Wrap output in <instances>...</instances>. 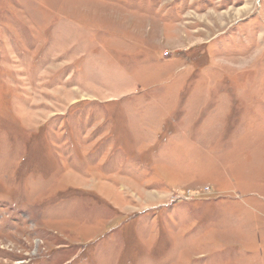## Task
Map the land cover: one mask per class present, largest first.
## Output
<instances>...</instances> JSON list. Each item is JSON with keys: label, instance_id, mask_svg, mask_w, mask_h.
<instances>
[{"label": "rangeland", "instance_id": "obj_1", "mask_svg": "<svg viewBox=\"0 0 264 264\" xmlns=\"http://www.w3.org/2000/svg\"><path fill=\"white\" fill-rule=\"evenodd\" d=\"M0 264H264V0H0Z\"/></svg>", "mask_w": 264, "mask_h": 264}]
</instances>
